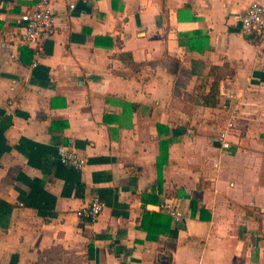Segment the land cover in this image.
I'll return each instance as SVG.
<instances>
[{
	"label": "crops",
	"instance_id": "obj_1",
	"mask_svg": "<svg viewBox=\"0 0 264 264\" xmlns=\"http://www.w3.org/2000/svg\"><path fill=\"white\" fill-rule=\"evenodd\" d=\"M35 2L0 0V264H264V38L240 29L264 0H51L37 57ZM167 198L183 220L150 238Z\"/></svg>",
	"mask_w": 264,
	"mask_h": 264
},
{
	"label": "built area",
	"instance_id": "obj_2",
	"mask_svg": "<svg viewBox=\"0 0 264 264\" xmlns=\"http://www.w3.org/2000/svg\"><path fill=\"white\" fill-rule=\"evenodd\" d=\"M71 7L73 4L70 5ZM5 11L0 5V20ZM19 22L23 26L21 42L33 49L35 57L40 55L42 43L49 39L55 32V22L51 0H36L32 8L19 14ZM240 29L245 36H255L259 39L264 38V5L252 2L240 15ZM13 56V55H12ZM33 64H36L34 61ZM236 126V115L231 111L224 126L220 129L217 139L222 148L230 146L228 139L229 133ZM59 161L71 168L81 170L86 164V159L81 156L71 142L60 143L56 147ZM104 208V201L98 195L92 196L86 204L79 207L75 214L78 218L87 222L98 220ZM161 212L168 215L173 222L180 223L184 214L178 201L174 198H167L158 205ZM259 217L264 220V212L259 213Z\"/></svg>",
	"mask_w": 264,
	"mask_h": 264
},
{
	"label": "trees",
	"instance_id": "obj_3",
	"mask_svg": "<svg viewBox=\"0 0 264 264\" xmlns=\"http://www.w3.org/2000/svg\"><path fill=\"white\" fill-rule=\"evenodd\" d=\"M120 57L123 60H127L133 67L136 66V63L133 61V58L131 56L130 53H125L122 52L120 53ZM217 81H213L212 86H211V95L215 96L217 93ZM162 158H165V155L162 154ZM161 166V159L158 160V168ZM158 179L160 180L159 177V173H158ZM169 216L166 214H162V213H151L149 216V220H148V233H149V237L152 238V233L153 231H160L162 232V228L166 227L168 228V224H169ZM164 231V230H163ZM174 233V232H173Z\"/></svg>",
	"mask_w": 264,
	"mask_h": 264
}]
</instances>
